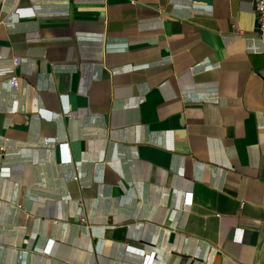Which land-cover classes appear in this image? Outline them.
<instances>
[{
	"label": "crops",
	"instance_id": "0c3cea01",
	"mask_svg": "<svg viewBox=\"0 0 264 264\" xmlns=\"http://www.w3.org/2000/svg\"><path fill=\"white\" fill-rule=\"evenodd\" d=\"M252 2L0 0V264H264Z\"/></svg>",
	"mask_w": 264,
	"mask_h": 264
},
{
	"label": "built area",
	"instance_id": "2783aa9c",
	"mask_svg": "<svg viewBox=\"0 0 264 264\" xmlns=\"http://www.w3.org/2000/svg\"><path fill=\"white\" fill-rule=\"evenodd\" d=\"M253 16L255 21V32L258 38L264 40V0H253ZM238 33V32H237ZM68 110H65V113ZM189 196H186V202L189 201Z\"/></svg>",
	"mask_w": 264,
	"mask_h": 264
}]
</instances>
